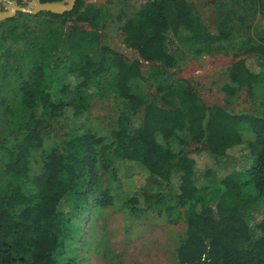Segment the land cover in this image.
<instances>
[{"label":"trees","instance_id":"1","mask_svg":"<svg viewBox=\"0 0 264 264\" xmlns=\"http://www.w3.org/2000/svg\"><path fill=\"white\" fill-rule=\"evenodd\" d=\"M59 1L63 0H41ZM230 1L241 7L254 2L264 14V0ZM107 11L78 0L70 12L39 13L50 18L49 37L30 32L18 20L22 13L0 22V27L13 24L0 31V42L14 44L33 36L27 39L32 40L29 49L17 55L23 63L19 71L29 68L19 86V100L8 111L7 134L0 137V264H62L65 240L76 230L73 215L89 206L114 203L111 190L101 185L103 174L118 181L116 160L140 165L163 180L167 189H144L143 198L124 193L133 213L163 205L169 211L187 208L178 264H264V111L235 113L220 105L208 107L198 91L181 80L159 83L146 95L132 92L134 81L148 84L150 74L166 75L176 67L170 36L186 30L189 39L218 45L231 36L228 21L212 29L190 0H151L124 20L121 12L124 44L138 56L131 60L103 42ZM235 14L229 13L228 20ZM259 33L260 41L249 53L262 62L263 71H251L245 59L234 63L223 87L229 97L243 89L253 96L264 80V23ZM107 74L108 86L117 89L128 113L119 119L112 145L104 146V140L89 130L67 132L60 119L67 110L75 117L87 114L91 89ZM182 135L194 149L173 152L158 139L172 141ZM50 136L54 146L41 153L39 173L34 174L31 158ZM239 146L248 150L249 165L218 183L210 205L203 196L206 188L198 185L192 155L201 152L219 164L233 160L229 151ZM176 172L180 183L175 190Z\"/></svg>","mask_w":264,"mask_h":264},{"label":"rangeland","instance_id":"2","mask_svg":"<svg viewBox=\"0 0 264 264\" xmlns=\"http://www.w3.org/2000/svg\"><path fill=\"white\" fill-rule=\"evenodd\" d=\"M39 1L41 0H0V11H7L13 5L34 9ZM84 1L86 4H94L108 10L103 42L106 41L114 50L131 60L138 59V56L124 44L121 32L123 21L118 17H122L121 12H124L123 20L130 17L151 0ZM190 1L195 2L200 11L204 6L205 21L212 29L221 22L228 21L232 28L230 38L218 45L209 46L206 40L189 39L191 34L186 30H181L176 38L170 36V51L176 58V67L166 75L150 74L151 84L134 81L132 92L146 95L154 92L159 83L169 84L174 80H181L187 86L197 90L208 107L220 105L235 113L263 112L264 80L257 85L253 96H250L246 89L241 90L234 97L227 96L223 91V87L229 83L230 68L237 61L245 59L251 71H263L262 62H259L254 54L249 53L254 44L260 41L259 28L264 23L263 12L255 6L254 2L244 3L241 7L230 0ZM233 10L236 14L228 20V14ZM18 13L24 14L18 20L26 23L30 32L49 37L46 35L50 31L48 16ZM11 25L13 24L0 27V31H6ZM70 25H72L71 22L68 23V26ZM28 38L32 39V34H28L26 39H21L14 44L12 40L0 42V137L7 134L8 111L12 106H16L19 100V86L26 79L28 72V66H24L25 69L19 71L23 63L20 62V58H17L18 52L25 48L29 49V43L32 40H27ZM94 51L95 49L92 52ZM23 62L26 63V60L23 59ZM110 75L107 74L98 79L91 89L92 106L87 114L75 117L72 110L66 111L60 122L67 132L74 128L79 132L89 130L104 140V146L112 145L113 132L118 127L119 119L125 113L127 114L128 110L123 99L118 97L117 89L111 84L108 86ZM72 82L74 85L75 78ZM158 139L164 147H169L173 152L195 148L186 135L172 141H164L161 137ZM182 140L184 143H181ZM52 146H54V140L50 136L46 139L45 147L34 152L31 158L34 174L39 173L37 163L40 162L41 153ZM229 154L234 161L227 159L219 164L214 163L204 153L192 155L196 161L198 185L203 189L206 188L203 196L210 205L212 203L210 198L219 191L218 183L234 170H242L249 165L250 154L245 147H235L229 151ZM115 162L119 174L118 181L113 183L112 178L103 174L101 185V188L111 190L115 196L114 203L107 207L89 206L73 215L76 230L73 231L71 239L65 240L64 251L59 256V261L62 264H68V261L75 264H178L177 250L185 238L184 215L187 208L177 206L173 211H169L163 205L148 213H133L126 204L127 195L124 193H135L141 198H143L142 190L144 189L166 193L165 183L159 177L147 174L134 162L123 160ZM208 171H211L210 177L205 176ZM179 183L180 173L176 172L172 187L175 190L178 189ZM171 203L174 204V201Z\"/></svg>","mask_w":264,"mask_h":264},{"label":"water","instance_id":"3","mask_svg":"<svg viewBox=\"0 0 264 264\" xmlns=\"http://www.w3.org/2000/svg\"><path fill=\"white\" fill-rule=\"evenodd\" d=\"M77 1L78 0H67V1L63 0L59 2H45V3H42L41 1H39L35 4L34 9H26L18 5H13L11 9L7 11H0V22L14 18L18 12L29 13L32 15H37L42 12H51L54 14H64L66 12L72 11ZM201 14L203 18L205 19L206 15H205L204 6L201 10Z\"/></svg>","mask_w":264,"mask_h":264}]
</instances>
